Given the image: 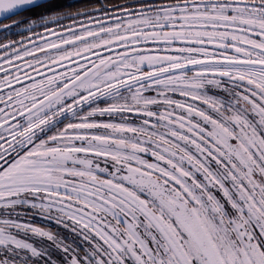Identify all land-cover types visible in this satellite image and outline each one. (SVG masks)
Returning <instances> with one entry per match:
<instances>
[{
    "label": "snow or ice",
    "instance_id": "obj_1",
    "mask_svg": "<svg viewBox=\"0 0 264 264\" xmlns=\"http://www.w3.org/2000/svg\"><path fill=\"white\" fill-rule=\"evenodd\" d=\"M0 264H264V0H0Z\"/></svg>",
    "mask_w": 264,
    "mask_h": 264
},
{
    "label": "flooded vegetation",
    "instance_id": "obj_2",
    "mask_svg": "<svg viewBox=\"0 0 264 264\" xmlns=\"http://www.w3.org/2000/svg\"><path fill=\"white\" fill-rule=\"evenodd\" d=\"M58 2H60V3H67L68 0H58Z\"/></svg>",
    "mask_w": 264,
    "mask_h": 264
}]
</instances>
